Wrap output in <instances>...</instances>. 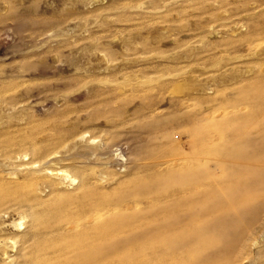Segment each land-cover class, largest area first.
<instances>
[{
    "label": "rangeland",
    "instance_id": "1",
    "mask_svg": "<svg viewBox=\"0 0 264 264\" xmlns=\"http://www.w3.org/2000/svg\"><path fill=\"white\" fill-rule=\"evenodd\" d=\"M0 264H264V0H0Z\"/></svg>",
    "mask_w": 264,
    "mask_h": 264
},
{
    "label": "bare ground",
    "instance_id": "2",
    "mask_svg": "<svg viewBox=\"0 0 264 264\" xmlns=\"http://www.w3.org/2000/svg\"><path fill=\"white\" fill-rule=\"evenodd\" d=\"M62 172V174H65V176H64V178L66 177L67 179H69L70 181H71V183H75L76 182V179L74 178L73 179V177H71V176H69L68 174H66V172H64V171H58V173L60 174ZM85 187V186H84ZM88 187V186H87ZM86 187V188H87ZM81 210V209H80ZM102 211H103V209H102V206L101 205H96L95 207H94V209H92L91 211H90V213L89 214H87V215H80V216H77V217H75L74 218V221L76 222V223H82V222H87V221H94V220H96L97 219V217L100 215V214H102ZM82 214V213H81ZM84 214V213H83ZM86 214V213H85ZM55 215V214H54ZM96 222V221H95ZM88 223V222H87ZM86 223V224H87ZM91 225V224H90ZM16 228H18V227H22V224L21 223H19V224H16ZM43 244V243H42ZM78 244V243H77ZM51 246V245H50Z\"/></svg>",
    "mask_w": 264,
    "mask_h": 264
}]
</instances>
